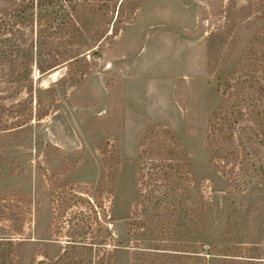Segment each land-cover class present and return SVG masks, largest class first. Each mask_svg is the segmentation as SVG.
Returning <instances> with one entry per match:
<instances>
[{
	"label": "rangeland",
	"instance_id": "rangeland-1",
	"mask_svg": "<svg viewBox=\"0 0 264 264\" xmlns=\"http://www.w3.org/2000/svg\"><path fill=\"white\" fill-rule=\"evenodd\" d=\"M137 2L134 18L75 73L64 65L35 69L20 86L0 80V237H25L26 264L58 247L78 264L98 252L107 264L114 246L117 264H129L127 221L159 155V141L144 138L168 128L193 162L196 200L211 202L203 236L264 257V147L253 149L232 203L207 146L218 77L222 91L242 62L251 67L242 78L264 92V0Z\"/></svg>",
	"mask_w": 264,
	"mask_h": 264
},
{
	"label": "trees",
	"instance_id": "trees-1",
	"mask_svg": "<svg viewBox=\"0 0 264 264\" xmlns=\"http://www.w3.org/2000/svg\"><path fill=\"white\" fill-rule=\"evenodd\" d=\"M4 1L0 12V80L8 88L15 82L22 85L35 69L43 75L67 65L68 73H75L89 53H95L94 48L104 38L116 36L139 8L137 0ZM241 63L240 77L222 91L218 77L215 86L222 92V101L210 116L207 133L209 165L232 188V203L247 183L245 172L251 167L248 158L253 149L264 147V92H256L252 80L242 78L251 67ZM247 64L252 65V56H247ZM153 139L159 141L157 163L148 173L150 181L143 174L135 209L127 221L132 240L129 264H264V257L252 253L248 245L241 252L238 241H212L203 236L211 202L196 200L193 162L187 150L168 128L152 130L143 143ZM184 179L187 186L183 188ZM25 241V237H0V264H26ZM68 254L58 247L52 257L46 254V261L38 264H78ZM80 255L85 252L81 250ZM117 255L118 247L114 246L107 264H117ZM95 257L90 264L104 263L99 252Z\"/></svg>",
	"mask_w": 264,
	"mask_h": 264
}]
</instances>
